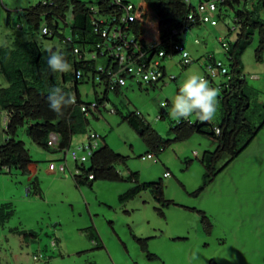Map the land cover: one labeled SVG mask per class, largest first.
I'll return each mask as SVG.
<instances>
[{
  "label": "rangeland",
  "instance_id": "374dc122",
  "mask_svg": "<svg viewBox=\"0 0 264 264\" xmlns=\"http://www.w3.org/2000/svg\"><path fill=\"white\" fill-rule=\"evenodd\" d=\"M43 1L0 3V47L10 45L15 36L45 51L58 52L64 47L59 38L42 36L44 22L29 31L28 24L21 21L22 30L14 29L23 10ZM78 1L96 4V0ZM126 1L135 6L142 2ZM190 1L194 8L200 2ZM261 18L264 20V11ZM71 20L69 11L66 21ZM211 21L212 25H196L178 37L194 61L191 66L182 67L180 56L174 55L162 62L167 75L163 82L139 87L128 80L120 93L108 92V101L87 115L86 133L73 136L70 151L87 145L90 134H98L123 160L114 166L121 180H97L91 187L77 185L70 157L65 173H49V164L57 166L63 156L37 149L25 129L18 130L16 140L24 144L36 167L24 175L14 169L0 170V264H264V126L237 158L217 163L215 178L198 195L204 182L200 160L204 153L215 151L216 142L200 134L178 142L170 133L178 121L170 117V107L181 84L190 75H207L199 66L200 57L209 54L225 61L219 40L230 44L236 40L232 11L222 8ZM60 32L64 38L71 35L70 27L62 23ZM258 45L256 34L242 55L244 94L249 99L245 117L255 128L264 119V55L261 62L256 61ZM206 81L218 93L216 114L207 121L216 127L222 119L218 86L227 79L219 76ZM0 87H6L2 76ZM77 91L84 104L95 102L94 92L98 100L104 99V88L93 89L91 81L80 83ZM162 104L168 106L163 109ZM137 113L163 143H168L154 155L157 163L142 160L151 152L123 121ZM161 114L163 119L157 120ZM188 119L197 121L196 116ZM4 120L0 112V146L6 140ZM84 166L88 171L90 162ZM130 174L136 176V183L128 180ZM140 185L150 188L132 200H120ZM153 186L161 187L162 200ZM140 241L146 242L147 253L141 250ZM39 255L42 257L34 260ZM147 255L156 259L149 260Z\"/></svg>",
  "mask_w": 264,
  "mask_h": 264
},
{
  "label": "trees",
  "instance_id": "16d2710c",
  "mask_svg": "<svg viewBox=\"0 0 264 264\" xmlns=\"http://www.w3.org/2000/svg\"><path fill=\"white\" fill-rule=\"evenodd\" d=\"M147 9L151 12V20L157 21L158 35L162 40L170 37L173 31L183 33L195 27L196 23H190L187 16L193 6L187 7L184 0H142ZM71 9L73 23L71 26L72 43L62 42V36L57 35L53 38H60L63 48L60 51H45L37 44L24 42L19 36H15L10 45L0 47V76L4 79L6 87H0V112L5 115V136L6 140L0 146V170L8 168L9 172L14 169L20 174H30L35 170L36 164L25 150L24 144L16 140L19 129L24 128L30 142L39 150L51 154H58L60 151L68 149L71 145L73 136L86 133L88 119L85 113L79 109L80 101L78 85L91 81L88 77L89 72H93L95 65L102 64L104 61L91 63L78 62L73 51L74 48H87L94 44L96 39L92 36V17L88 14L87 4L78 0L63 8ZM226 8L234 13V23L237 36L233 44L227 43L228 50L224 53L223 61L228 69V79L223 84V89L219 101L221 104L222 119L219 126L213 127L207 121L197 118L194 126L182 123L171 129L175 141H184L193 134L205 135L216 142V149L212 153H204L200 164L204 169L203 186L196 192L200 194L203 189L216 176V165L223 158L229 162L237 158L244 149L254 140L258 132L264 126V119L258 128L253 127L246 119L245 114L249 108V99L244 94L245 80L242 76V55L252 43L257 34L259 45L255 53L257 62L262 61L264 55V20L261 13L264 11V0H226L219 6V12ZM63 16L62 13H57ZM52 14L45 13L40 8V3L34 7L23 10L19 17L21 21L28 24V30L37 29L41 22L48 26L53 34H56L57 24L51 22ZM6 25L9 26V17ZM231 31H229V34ZM47 38V37H45ZM64 39V38H63ZM60 53L72 65L68 73H54L47 64L49 55ZM80 73V78L76 74ZM93 89L98 85L91 81ZM60 87L70 96L74 95L78 105H70L65 109L63 116H58L50 110L48 96L50 89ZM213 88V87H211ZM104 99L98 100L96 92L95 102L99 106L105 103V96L108 93L104 89ZM116 92V91H113ZM264 111V106L262 108ZM90 112L89 114H91ZM264 117V115H263ZM123 121L139 136L142 142L154 155L160 149L165 148L168 143H163L158 135L152 130L140 116L129 115ZM194 122V121H193ZM219 130V135H215L214 129ZM54 134L58 141L55 148L47 146L49 136ZM89 170L78 167L85 175H92L93 179L75 176L77 185L87 184L91 187L92 182L97 180L119 181L118 173L114 166L122 163L123 160L117 156L105 143L97 150L89 160ZM228 162V164H229ZM128 180L137 182L136 176L130 174ZM150 188L147 185H140L120 197V200H132L141 190ZM159 193L162 200L161 187L153 186ZM11 214L10 212L8 215ZM2 211L0 212V217ZM202 221L207 228L209 222L204 214H201ZM141 250L147 253L145 241L138 242ZM95 247H101L96 242ZM149 260L156 258L147 255Z\"/></svg>",
  "mask_w": 264,
  "mask_h": 264
},
{
  "label": "built area",
  "instance_id": "2783aa9c",
  "mask_svg": "<svg viewBox=\"0 0 264 264\" xmlns=\"http://www.w3.org/2000/svg\"><path fill=\"white\" fill-rule=\"evenodd\" d=\"M3 0L0 3L3 4ZM77 0H44L40 3V8L45 13H51L52 24H57L56 34L46 26L41 27V34L43 37L51 38L57 35H61L60 24L64 27H70L73 23L71 15V22L66 21L67 14L71 13V9L67 7L66 11L61 12L65 5L75 3ZM187 7H191L190 0H184ZM226 0H203L200 1L197 7L190 11L187 16V20L190 23L211 24V16L219 12V6L223 5ZM88 14L93 18L91 21L92 36L96 39L94 44L88 45L87 48H74V55L78 62L91 63L96 61H104V65H95L93 72L88 73L89 79L99 87H103L108 92L118 91L126 86L128 80L136 82L139 87L141 86H153L159 82H163L167 75L165 68L162 66V62L174 55H179L180 65L184 68H188L193 64L188 52L181 40H178L180 35L186 33H178L173 31L172 35L164 40L160 38L157 31V21L151 20V12L147 9L146 5L141 2L140 5H133L126 0H96L94 6L87 4ZM57 13H62L63 16H58ZM40 26V25H39ZM14 29L17 31L22 30L20 23L14 25ZM71 33V29H70ZM55 35V36H54ZM63 37V36H62ZM64 38V37H63ZM62 38V42L72 43V36L69 38ZM60 39V38H59ZM221 43V48L224 53L228 50L227 43ZM198 44V41H195ZM199 66L206 72L205 80L213 79L215 77L224 76L228 79V69L225 63L221 60H217L212 55L203 56L198 61ZM76 78H80V73L76 74ZM170 78V77H169ZM171 82H175L176 79L170 78ZM220 90L223 86H218ZM180 89V88H179ZM72 106H77V100L74 95ZM79 109L82 113L89 114L92 111H97L99 105L97 102L90 104H79ZM167 104H162L161 108H166ZM114 114L115 111H110ZM139 116V114H136ZM163 119V115H159L157 120ZM182 123L194 126L195 122L190 119L178 120L176 126ZM215 135H219V130L214 129ZM58 138L56 135L51 134L47 146L49 148H55ZM103 145V139L95 133L89 135V143L85 146H79L78 150L70 151L65 149L58 154L63 156L62 162L57 166L54 164L49 165L50 172L65 173L68 169L67 158L76 165L75 175L86 177L88 180H92V175H85L83 171L78 167H84L93 154L99 150ZM143 161L154 160V154L150 153L146 157L142 158ZM9 171L8 168H4ZM165 178L169 177V174H164ZM96 246V241H92ZM52 247L56 244L52 243ZM42 256H35L34 260H38Z\"/></svg>",
  "mask_w": 264,
  "mask_h": 264
},
{
  "label": "clouds",
  "instance_id": "9594fccd",
  "mask_svg": "<svg viewBox=\"0 0 264 264\" xmlns=\"http://www.w3.org/2000/svg\"><path fill=\"white\" fill-rule=\"evenodd\" d=\"M47 64L54 73H68L72 68L60 53L50 54ZM217 96V91L211 88L202 76L190 75L183 81L174 97L169 115L173 120L188 119L193 116L202 121L211 120L217 111ZM73 102V98L60 87L50 89L49 108L58 116H63L65 109Z\"/></svg>",
  "mask_w": 264,
  "mask_h": 264
},
{
  "label": "crops",
  "instance_id": "0c3cea01",
  "mask_svg": "<svg viewBox=\"0 0 264 264\" xmlns=\"http://www.w3.org/2000/svg\"><path fill=\"white\" fill-rule=\"evenodd\" d=\"M199 1H203V0H199ZM198 44H199V43H198ZM207 55H209V54H207ZM203 56H204V55H202L201 57H203ZM212 56H213V55H212ZM201 57H200V58H201ZM165 73H166V69H165ZM115 93H116V94L120 93V89H119L118 91H116ZM105 99H106V100H105V103H106V102L108 101V99H107V94H106V96H105ZM4 117H5V115H4ZM4 121H5V120H4ZM103 143H105L104 140H103ZM51 164H53V163H50L49 165H51ZM76 168H77V167H76V165L74 164V169H72V171L75 172ZM48 172L50 173L49 169H48Z\"/></svg>",
  "mask_w": 264,
  "mask_h": 264
}]
</instances>
